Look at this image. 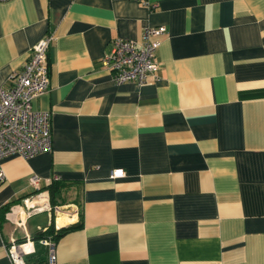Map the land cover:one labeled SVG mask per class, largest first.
<instances>
[{"label":"crops","instance_id":"obj_1","mask_svg":"<svg viewBox=\"0 0 264 264\" xmlns=\"http://www.w3.org/2000/svg\"><path fill=\"white\" fill-rule=\"evenodd\" d=\"M147 2L0 0V86L53 35L31 104L49 113L51 151L1 163L0 264L11 238L48 228L54 179L78 200L55 229L81 220L57 264H264V0ZM160 25L154 76L116 84L112 40Z\"/></svg>","mask_w":264,"mask_h":264},{"label":"built area","instance_id":"obj_2","mask_svg":"<svg viewBox=\"0 0 264 264\" xmlns=\"http://www.w3.org/2000/svg\"><path fill=\"white\" fill-rule=\"evenodd\" d=\"M136 1L148 5L147 0ZM166 30L164 25L144 27L141 43L123 38L112 40L110 49L102 57V63L111 72L116 84L132 82L142 85L154 76L159 47L155 37L165 34ZM52 41L53 35L46 34L34 44L22 69L12 74L10 84L0 86V183L4 179L1 168L3 159L11 155L28 158L51 151L49 113L36 111L31 104L33 99L48 91V50ZM124 175L123 169L110 172L112 178ZM39 180L36 175L29 178L35 187H38ZM37 209L39 211L40 208ZM34 244L28 235L23 241L11 238L6 246L11 264H28L27 257L35 254ZM39 245L46 248V264H57L55 243L42 238Z\"/></svg>","mask_w":264,"mask_h":264},{"label":"trees","instance_id":"obj_3","mask_svg":"<svg viewBox=\"0 0 264 264\" xmlns=\"http://www.w3.org/2000/svg\"><path fill=\"white\" fill-rule=\"evenodd\" d=\"M65 183L60 181L59 179H54L45 189L49 192V198H50V204L51 207L54 208V206H56L57 204V198L58 196H60L62 194L63 189L65 188ZM43 189V188H42ZM42 189L37 190L35 192H40L42 191ZM14 202H17L16 200ZM13 201L8 203L4 208H2L3 210V214L9 211V207L10 204L14 203ZM54 217H52V221L49 224L48 228L43 231L40 232L36 235H34L31 239L35 242V244L39 245V240L42 238H48L51 241H53L54 243H56V241L65 233L74 231L76 229H79L81 227V220L79 219L78 223L76 224H72L70 226L67 227H63L60 229H55V225H54ZM40 248H38L37 250H35V254L38 255V253L40 251H42V253L39 255L40 259H36V263L35 264H45L46 263V248L44 250H41L42 247L41 245H39Z\"/></svg>","mask_w":264,"mask_h":264},{"label":"rangeland","instance_id":"obj_4","mask_svg":"<svg viewBox=\"0 0 264 264\" xmlns=\"http://www.w3.org/2000/svg\"><path fill=\"white\" fill-rule=\"evenodd\" d=\"M66 191H68V190L66 189ZM63 193L60 196H58V198H57V203H56L57 207L56 208H52L51 207V212H52V215L54 216V218L56 216H60V217L64 218L65 221H68V220L70 221L71 218H72V214L74 213L75 207H78L77 195H75L76 198H74L73 200H70L69 199V198H71L70 196L73 197L74 194L71 193V194H69V197H68L66 192H63ZM39 211H40V209H39ZM47 213H40L39 215L36 216V218L46 220L47 219ZM54 222L56 223L55 219H54ZM55 223H54V225H55ZM25 237H26V235H25ZM34 245H36V244H34ZM34 248H35V246H34ZM35 249L37 250V248H35ZM44 249L45 248H41V250H44ZM41 253H42V251H40L38 253V255L33 254V255L28 256L27 257L28 264H35L36 263V259H40L39 255Z\"/></svg>","mask_w":264,"mask_h":264},{"label":"bare ground","instance_id":"obj_5","mask_svg":"<svg viewBox=\"0 0 264 264\" xmlns=\"http://www.w3.org/2000/svg\"><path fill=\"white\" fill-rule=\"evenodd\" d=\"M38 208H40V209H44V208H46V206H44V205L42 204V205H39ZM60 220L62 221V220H65V219L61 218Z\"/></svg>","mask_w":264,"mask_h":264},{"label":"water","instance_id":"obj_6","mask_svg":"<svg viewBox=\"0 0 264 264\" xmlns=\"http://www.w3.org/2000/svg\"><path fill=\"white\" fill-rule=\"evenodd\" d=\"M69 226H70V225H69ZM63 227H67V226H66V225H64V226H59L58 229L63 228Z\"/></svg>","mask_w":264,"mask_h":264}]
</instances>
